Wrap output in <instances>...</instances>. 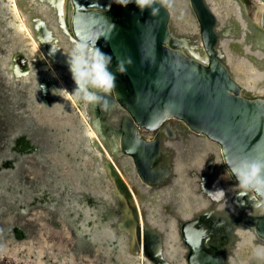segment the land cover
Masks as SVG:
<instances>
[{
	"label": "water",
	"instance_id": "water-1",
	"mask_svg": "<svg viewBox=\"0 0 264 264\" xmlns=\"http://www.w3.org/2000/svg\"><path fill=\"white\" fill-rule=\"evenodd\" d=\"M16 1L46 57L67 79L69 90L74 92L76 85L69 71L68 53L82 38L94 41L97 48L111 56L109 68L117 77L113 92L103 94V109L99 105L83 106L98 137H89L86 131L84 138L97 151V168L109 184L104 193L93 196L95 200L85 194L70 198L72 187L65 184L71 194L68 203L73 199L87 206V218H92L97 228H108L114 236L125 237L130 252L138 253L142 232L145 256L151 264H172L163 257L159 229L149 222L148 198L165 187L174 194L179 191L184 201L186 191L176 166L191 165L187 152L192 144L200 152L205 151L207 142H213L218 153L210 155L209 161L218 155L238 184L230 198L235 211L226 207L228 190L221 184L214 163L194 168L187 182L195 187L200 205L193 208L192 217L178 223L181 240L186 242V264H228L238 227H248L264 240V192L245 191L234 174L244 160L264 161V91L239 85L238 71L227 57L233 54L264 70V0H254L253 16L243 0H213L222 7L220 11L212 7L210 0H172L170 8H160L155 16L148 10L141 13L135 3L123 7L114 0H35L41 8L45 6L44 10L51 7L56 13L71 50L64 47L45 11L35 8L34 0ZM15 38L19 41L18 36ZM21 49L20 42H16L10 46L11 56L0 53V65L15 84L26 81L31 72L29 64L23 72L13 63L15 56L26 63ZM129 59L131 64L127 63ZM121 61L127 74L116 72ZM55 83L53 77H48L39 80L38 85L43 93L50 87L54 89ZM257 84L264 89V79ZM156 130L153 137L144 134ZM29 139L24 135L15 137L17 144L1 152L0 172L23 161L28 151H37L39 145L31 144ZM176 145L183 149L182 159ZM125 160L134 167L133 175L127 171ZM114 162L125 169L132 191L138 196L142 221L134 194ZM7 181L0 178V201L15 197L1 194ZM8 185L18 192L16 185ZM33 198L39 200L36 195ZM21 200L18 196L16 204L21 206ZM166 200L164 209L174 210L173 201Z\"/></svg>",
	"mask_w": 264,
	"mask_h": 264
},
{
	"label": "flooded vegetation",
	"instance_id": "flooded-vegetation-1",
	"mask_svg": "<svg viewBox=\"0 0 264 264\" xmlns=\"http://www.w3.org/2000/svg\"><path fill=\"white\" fill-rule=\"evenodd\" d=\"M7 2L11 9L10 0H7ZM33 5L37 10L43 9V11H45V14H47L46 16L50 18L49 22L57 31L56 34L61 36L64 47L66 48L68 46V50H71L69 47L71 43L65 35L61 33L57 17L55 16L56 13L52 12L50 9L51 7H46L44 10L45 6L41 8V4L38 5L35 3V0ZM65 8L67 12L68 4ZM5 11H7V13L10 12L9 9L4 10V12ZM29 15L31 16L32 13L29 12ZM10 21L11 22L7 24L0 23V53L11 56L13 52L10 51V46H13L16 42H20L26 63H21L20 56L16 57L15 55L13 63L23 72H26V67L29 64L31 72L26 81L23 83L17 82L15 84L12 78L7 75L6 69L0 65V155L3 156L4 154L2 153L17 144L15 137L19 139V136L23 135L30 138L29 141L31 144L34 143L39 145L37 151H39L40 155H35L37 151H28L23 161L20 160L18 163H13V168L7 170V172H0V178L9 179L6 184L7 187L3 188V193L1 194L15 196L14 199L5 197L0 201V247L10 246L17 240H25L27 243H34L36 239L40 241V229L42 227L47 228L48 231L50 229L56 232L57 229L61 230L64 225L72 234V237H69V239H67L66 236L58 235V239L66 240V248H62L60 251L55 248L57 250L55 259L49 255V252H45L43 255L38 256L37 251H35L37 255L35 257L36 259L42 258L48 264H63V257L67 258L68 264H72L71 259L76 261L77 264H81L80 260L83 258L88 261H93V264H151L148 258H146L145 253L143 257L140 256L141 249H144L142 232L140 236V248L137 251L138 253L130 252L128 249L129 245L126 241V248L123 250V248H121V241V245L118 243V237H122L120 234H117V238L114 237V234H110L108 239L93 237L92 229L94 231L95 223L92 218H87L88 215L84 210L89 208L85 205H80L73 199L71 204L68 203V197L71 194L70 198L75 196V194L77 196L85 194L92 200H95L93 196L95 194L104 193L109 184V180H106L102 172L97 168L99 159L91 142L87 143V141L83 139V142L70 143L71 135L67 133L66 137L70 136L68 138L69 142H63V145H69L70 149L68 150V147H63L65 151H67L66 154L63 148L58 146L59 144H56L57 147L52 146L53 141L51 138L48 139L47 135L49 136V134L55 133L56 130L54 125L50 123L49 118L47 119L46 117L45 119V116L42 118L41 115H43V111L55 112L57 115L64 113L63 107H59V101L61 102L64 98V89L58 79L53 76L51 71L52 67L49 64L50 61L48 60V63L46 60L41 59L40 55L36 54L38 50H36V52L34 51V43L29 34L19 26V19L18 21L11 19ZM66 22L71 31L68 16H66ZM30 33L33 35L31 30ZM16 36H18L19 41L16 40ZM34 39L35 42H37L35 37ZM37 43L40 46L39 42ZM38 64H44L48 69H51L46 72L44 68L37 69L39 67ZM48 77H53L55 80V88L53 89V87L48 86L50 87L49 92L42 93L38 85L39 80ZM60 77L66 79L65 76ZM241 77V79L245 78L243 74ZM67 82L66 79V84ZM239 85L242 86L243 83L239 81ZM32 89L35 90V92L31 93ZM46 97L50 98V101H48ZM69 103L70 105L74 104L70 99ZM82 103L84 106V102ZM68 131H70L69 128ZM156 133L157 130L144 132L148 137H153ZM206 149L200 154L201 158L199 162H196L199 157L198 153L196 154V158L191 159V167L188 165L187 167L185 164L181 165L184 168H181V177L184 176V179L181 180L183 183L191 179L194 168L196 169L198 167L200 169L206 166L210 167L213 166L214 163L218 175L222 167L225 168V165L219 160L218 155L212 156L213 161H209L210 155L218 153L217 145L213 142H207ZM10 150L8 152L9 155L15 158L13 152L10 153ZM55 151H60L61 155H65L63 158L72 162L74 167L76 161L82 164L78 171L74 173L78 179L76 180L75 186L71 185L63 173H61L59 162L63 160L61 158H57L56 161L54 160L52 157L54 154L52 152ZM73 151L77 153V156H75L74 153L72 155ZM94 158H96L95 161ZM90 160H93L95 163L96 171H87L85 168L86 165L85 167L83 166L84 163L86 164L87 161ZM185 168H191V170H189L190 174L188 173V169L186 171ZM84 169L87 173H85L86 171ZM133 173L134 171L129 174L133 175ZM219 177L221 184L228 190L226 207L227 209L230 208L232 211H235V208L233 209V207L230 206V198L233 195V189L237 188L238 184L231 178V185H227L220 175ZM9 183L13 184V186L16 185L15 189H17L18 192L13 188H9ZM65 184L72 187L71 194L67 191L69 189L65 187ZM12 190L14 191L13 193ZM35 191L38 193H34ZM28 193L30 196L26 195ZM156 194L158 195V204L155 208L150 202V198L153 194L148 198V218L151 225L153 224L159 229V234L163 242V257L172 261V264H186L184 259L186 242L181 240L178 223L182 219L186 220L192 217L194 211L192 208L183 205V195L180 196L179 191L174 194V192L164 187L163 192L158 191ZM32 195L38 196L39 200L33 198ZM18 196L23 199L21 200V206L20 204H16L15 201ZM53 197L54 201L52 202ZM166 198H168V201H173L172 207L175 208L174 210L164 209L163 204L164 201H167ZM234 215H236V213H234ZM232 242L234 253H232V255L229 254L227 258L228 264H264V260L258 259L256 255L257 250L264 249V240L258 238L248 227H238Z\"/></svg>",
	"mask_w": 264,
	"mask_h": 264
},
{
	"label": "rangeland",
	"instance_id": "rangeland-1",
	"mask_svg": "<svg viewBox=\"0 0 264 264\" xmlns=\"http://www.w3.org/2000/svg\"><path fill=\"white\" fill-rule=\"evenodd\" d=\"M246 5L248 6V11L250 12V14L253 16L254 15V10H255V1L254 0H243ZM8 10L10 12L7 13V11L4 12V10ZM0 23H9L11 22L10 20L13 19L14 21H18V18L16 17L15 13L10 9L7 0H0ZM36 65V64H35ZM39 65V64H38ZM44 68L45 72L50 70L51 68H47L46 65H42L40 64L39 67L37 69H41ZM36 69V68H35ZM52 71V69H51ZM238 71V70H237ZM238 73L242 76V73L240 71H238ZM64 84L65 81H64ZM67 85V84H66ZM65 86V85H64ZM66 87V86H65ZM68 87V85H67ZM63 88V87H62ZM69 89V88H68ZM63 90V89H62ZM70 91V96L74 99V106L70 105L69 103V99L71 100L69 94L63 90L64 92V98L63 100L60 102L59 101V107H63L62 109H64V113L57 115L55 112H47V111H43V115H41V117L43 118L45 116V119L47 117V119L49 118L50 123L52 125H54V128L56 130L55 133H51V135L49 134V136L47 135L48 139L51 138L52 142V146H56V144H59L58 146L60 148H66L69 150V145L64 144L63 142H69L68 138L70 136H67V133H69L68 135H71V142H83V136L86 132V126H87V122H86V118L84 117V109H83V103L80 100H77L75 95H73L72 90ZM35 92V90H31V93ZM72 92V93H71ZM61 109V110H62ZM60 110V109H59ZM65 123V124H64ZM68 128L70 129V131H68ZM77 136H79L80 138H77ZM56 139V140H55ZM55 140V141H54ZM67 140V141H66ZM55 143V144H54ZM54 147V148H55ZM63 148V150L65 151V149ZM67 151H65L66 154ZM203 151H201V153H199V157L197 158L196 162L200 161V154H202ZM54 155H52V157L54 158V160L56 161L57 158H61L63 161L59 162V166H60V171L61 173H63V175L66 177V179L69 181V183L71 185L75 186V183L77 182L76 180H78L75 176L74 173H76L75 171H78L79 167H81L82 164L78 163L77 161L75 162V167L72 165V162H69L66 160V158H63V156L65 155H61L60 151L59 152H52ZM77 156V153H75L74 151L72 152V155ZM51 154V153H50ZM96 158H94L95 161ZM86 165V167H85ZM127 171L130 173L134 170V167L132 166V164L130 163V161H126L124 163ZM182 165V164H181ZM83 166L86 168V170L92 172V171H96L97 169L95 168V163L93 162V160L87 161V163L83 164ZM83 167V168H84ZM85 170V169H84ZM85 170V171H86ZM179 170H181V168L179 167ZM87 171L85 173H87ZM89 173V172H88ZM182 175V174H180ZM223 181L227 184V185H231L232 180L230 177V174L228 172V170L224 167H222L220 174H219ZM184 179V178H183ZM152 197L150 198V202L152 203L153 207L155 208L157 206V198L158 195L156 193H152ZM58 235L60 236H66L67 239H69V237H72V234L70 233V231L68 230V228L66 226H62L61 230L57 229L56 232L52 231L49 229V231L47 230V228H41L40 229V241H38L37 239L35 240V242H31V243H27V241L25 242V240H17L14 241L10 246H5V247H0V264H48L46 261H44L42 258L41 259H36L35 257L36 252L38 256L39 255H43L45 252H49V255L55 259L56 257V252L58 249L59 251L63 248H66V240L64 241V239H58ZM56 248V249H55ZM81 264H93V261H88L85 260L84 258L82 260H80ZM63 264H68V260L66 257H63L62 260ZM71 263L72 264H77L76 261H74L73 259H71Z\"/></svg>",
	"mask_w": 264,
	"mask_h": 264
},
{
	"label": "clouds",
	"instance_id": "clouds-1",
	"mask_svg": "<svg viewBox=\"0 0 264 264\" xmlns=\"http://www.w3.org/2000/svg\"><path fill=\"white\" fill-rule=\"evenodd\" d=\"M115 3L127 7L131 3L150 15H157L160 8H170L172 0H114ZM159 6V7H157ZM111 56L95 46V42L82 38L78 41L71 52L68 53V65L72 79L76 85L74 95L77 100L87 105H104L100 101L103 94H109L116 87V74L110 71ZM131 64V60L127 61ZM116 72L127 74L125 62L117 63ZM43 87V86H41ZM240 187L245 191L257 193L264 192V161L244 160L238 169L234 170ZM223 191V190H218ZM258 259L264 260V249L256 251Z\"/></svg>",
	"mask_w": 264,
	"mask_h": 264
},
{
	"label": "bare ground",
	"instance_id": "bare-ground-1",
	"mask_svg": "<svg viewBox=\"0 0 264 264\" xmlns=\"http://www.w3.org/2000/svg\"><path fill=\"white\" fill-rule=\"evenodd\" d=\"M212 2V7L214 8V9H216L217 11H220L221 9H222V7L221 6H219L217 3H215L213 0L211 1L210 0V3ZM10 3H11V9H12V11L15 13V15H16V17L19 19V22H20V27L23 29V30H25L28 34H29V36H30V38L32 39V42L34 43V48H35V52H36V50H38V52H36V54H39L40 55V58L41 59H44V60H46L48 63H49V61H48V59H47V57H46V55H45V53L42 51V49L40 48V46L38 45V43L37 42H35V39H34V37H33V35L30 33V30H29V28H28V26H27V23H26V21H25V19L23 18V13L21 12V9L19 8V6H18V4H17V1L16 0H10ZM24 17H26V16H24ZM226 44H227V41H225V43H223V45L226 47ZM258 55L260 54V52L259 51H257L256 52ZM228 62L229 63H231V65H232V67L237 71H240L243 75H244V79H241L242 77H241V75L237 72V79L240 81V82H242L243 83V86H245V88H248L249 90H251V89H253V91L254 90H257V91H264V89L263 88H261V87H258V82L262 79H264L263 78V76H264V70H261L260 69V67L259 66H257V65H255V64H253V63H248L245 59H243V58H236V57H234L233 56V54H230V53H228ZM238 60V61H235V60ZM50 65H51V67H52V74H53V76H55L57 79H58V81H59V83L61 84V86L63 87V89L69 94V96H70V91H69V89H68V87H67V85L66 84H64V80L59 76V73H58V71L55 69V67H53V65L51 64V63H49ZM256 66V67H255ZM66 87H65V86ZM259 89V90H258ZM71 97V96H70ZM71 100H72V102H74V99L73 98H71ZM85 117V116H84ZM86 118V117H85ZM86 122H87V130L86 131H88V135H89V137H92V138H98L97 137V135H96V133L94 132V130L90 127V125H89V123H88V121H87V118H86ZM77 138H80L79 136H77ZM83 139H85L84 137H82ZM90 141L89 140H87V143H89ZM180 145V144H179ZM193 146H191V149H190V151H188L187 152V156L189 155L190 157H191V159H194V158H196V154L197 153H201V151L200 152H198L200 149L198 148V146L197 145H195V144H192ZM177 149H178V151H179V153L180 154H182V155H180L179 156V159H182L183 157L182 156H184V153L181 151V150H183L182 148H180L178 145H176L175 146ZM206 148H204V150H205ZM193 151V152H192ZM206 151H207V149H206ZM191 152H192V154H191ZM204 152V151H203ZM42 153V152H41ZM95 153H97V151L95 150ZM35 155H37V156H39L40 155V153H39V151H37L36 153H35ZM41 155H43V154H41ZM97 155V154H96ZM110 157V156H109ZM111 158V157H110ZM112 159V158H111ZM191 162V161H190ZM114 164H115V162H114ZM98 166L100 167V162H98ZM115 166L118 168V171H119V173H120V175H121V177H122V179L125 181V183H127L128 185H129V187H130V189H131V191H132V188H131V183H130V181H129V178L126 176V173H125V169H124V171L120 168V167H118L116 164H115ZM181 168H183L181 165H179ZM191 166V165H190ZM176 169H177V172H178V170H179V168H177V166H176ZM184 169V168H183ZM179 175L180 174H182L181 173V170H179ZM102 175H103V173H102ZM181 176V175H180ZM184 177H181L180 178V180H182ZM184 185V188H185V194H184V203H183V205L185 206V207H190V208H195V207H197V206H199L200 205V199L196 196V192L194 191V189H195V187H192V186H189V183L188 182H184L183 183ZM193 185V184H192ZM133 192V191H132ZM186 193H187V195H186ZM133 194H134V196H135V202H136V205H137V207H138V210H139V214H140V217H141V219L143 220V217L141 216V209H142V205H141V203L139 202V199H138V196H137V194L135 193V192H133ZM81 208H83V207H81ZM84 209V208H83ZM85 210V212H86V214H88V217L90 216V214H89V212H87L86 211V209H84ZM92 236L93 237H98V238H107L108 239V237L110 236V234L112 235L113 234V232L110 230V229H108V228H101V229H99V228H97L96 226H95V228H94V231H93V229H92ZM111 237H113V236H111ZM114 237H116L117 238V235H115ZM118 243H120V241H121V243H122V245H121V243H120V245H121V248H123V250L126 248V243H125V237L123 238V237H118ZM122 250V249H121ZM144 253H145V251H144V249L142 248L141 249V251H140V256L141 257H143L144 256Z\"/></svg>",
	"mask_w": 264,
	"mask_h": 264
}]
</instances>
